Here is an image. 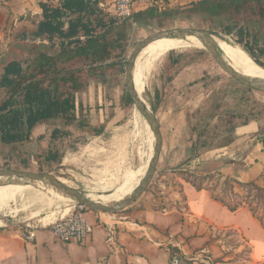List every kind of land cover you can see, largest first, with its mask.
Segmentation results:
<instances>
[{
    "label": "trees",
    "instance_id": "16d2710c",
    "mask_svg": "<svg viewBox=\"0 0 264 264\" xmlns=\"http://www.w3.org/2000/svg\"><path fill=\"white\" fill-rule=\"evenodd\" d=\"M40 7L42 18L37 26L19 34L24 54L6 62L0 79V152L9 146L24 156L21 147L41 142L45 136L35 140L33 132L38 126H46L50 130L49 143L37 157L40 168L61 161V148L72 129L94 135L105 131L109 119L92 118L91 107L85 105L82 95L91 86L96 89L99 83L110 82L125 71L129 31L135 23L150 19L166 28L177 17L190 16L199 21L201 28L207 26L211 32L235 36L237 43L264 66V0H199L187 7L169 6L164 12L147 9L125 18L103 9L98 0H47L41 1ZM252 24L258 28L252 30ZM182 57L171 58L169 68L181 64ZM231 81V90L217 92L218 100L211 108L199 112L189 130L194 137L191 144L185 135L191 152L186 163L212 148L230 145L237 128L253 122L258 124L264 144V104L254 98V89L233 77ZM132 103L126 93L120 106L126 108ZM216 120L218 126L214 125ZM219 139L224 142L219 144ZM183 171L182 178L197 189L208 190L231 211L247 207L264 226V184L244 182L219 170L208 174ZM213 179L224 184L221 193L216 185L206 184ZM169 249L171 258L193 264L178 247L171 245Z\"/></svg>",
    "mask_w": 264,
    "mask_h": 264
},
{
    "label": "rangeland",
    "instance_id": "374dc122",
    "mask_svg": "<svg viewBox=\"0 0 264 264\" xmlns=\"http://www.w3.org/2000/svg\"><path fill=\"white\" fill-rule=\"evenodd\" d=\"M145 10L147 9L137 8L135 13ZM159 12H164V10ZM175 27L201 28L199 21L190 16L177 17L166 28H162L158 21L150 19L135 23L129 31L125 71L111 78L110 82L99 83L95 91L91 90L90 93L87 92L83 95L85 105L91 107L92 118L109 119L106 129L101 135L72 129L71 136L66 139L65 146L61 148V161L51 166L45 164L43 168H40L37 157L48 148L50 134L49 128L42 127L36 131L35 136L41 134L45 138L41 142L34 141L33 144L21 147L20 150L24 152V156L14 152L0 156V169L14 168L34 172H50L86 195L94 194L93 196H97L99 194L101 197L102 195H113L131 174L137 175L141 169H144L151 153V143L153 144V153L155 145V137L149 134L145 124L146 120L134 104L132 103L126 108L120 106L121 98L127 93L125 72L128 58L144 38L154 32ZM251 28L254 30L258 28V25L252 24ZM201 29L211 33L214 41L217 39L230 40L240 46L235 36L211 32L207 26H202ZM21 30L19 29V34ZM182 34L195 38V36L187 33ZM17 46H14L12 52L14 56L19 57L24 54V51L19 46V41H17ZM149 46L150 44L142 50L133 67V80L137 91L142 61L148 53ZM175 56H183L184 61L173 66V68H169L172 66L170 60ZM220 61H227L232 66L231 69L234 73L238 72L249 81L248 77L233 67L232 62L228 59H216L201 49L195 48L170 50L154 67L145 73L146 91L144 97L149 110L156 115L164 136L162 156L160 162L156 160L155 163V166L159 163L157 173L147 191L154 194L159 192L171 194L173 190L174 192L178 191L180 178L185 176L183 170L192 171L195 174H208L217 170L214 161L210 160L211 156L215 154L214 152L206 154V158L201 163L185 162L191 154L185 141V135L191 144L194 137H191L189 130L195 125L199 112L205 113L211 108L214 102L218 100L217 92L221 94L232 89L231 76L219 67ZM262 61L264 62V58ZM188 62H190L189 65L186 64ZM182 64L183 67H181ZM252 93L254 98L264 104V92L254 90ZM155 105L157 106L156 110L154 109ZM218 124L216 120L214 125L218 126ZM35 136L34 139L36 140ZM223 142V139L218 140L219 144ZM179 166L182 169H178ZM147 170L148 168L146 172ZM143 177L141 175L129 184H133L132 182L139 184ZM216 181L213 179L206 184L209 186L216 185L217 191L221 193L224 184L222 181L219 183ZM17 182L29 185L19 184V190L8 191L0 196L4 199L15 197L1 205L0 218H8L17 222L20 229L25 227L29 230L47 228L61 218L68 217L81 205L72 197L52 186L48 181L35 182L21 178H0V185H10ZM263 184L261 181V185ZM52 187L57 193L66 196V199H62L51 192L50 188ZM237 191H240V188L237 187ZM130 195L123 193L118 197H111L107 204L111 206L130 197ZM133 204L110 214L121 216ZM83 206L85 212L92 211L88 206ZM94 212L102 216L107 215L106 213ZM261 212L264 213V210ZM215 232L223 237L227 245L232 242L233 247L239 239L237 232L232 230ZM248 253L246 247L243 252L237 254L235 259L239 261L247 259ZM242 263L246 264L243 261ZM253 264H264V261Z\"/></svg>",
    "mask_w": 264,
    "mask_h": 264
},
{
    "label": "crops",
    "instance_id": "0c3cea01",
    "mask_svg": "<svg viewBox=\"0 0 264 264\" xmlns=\"http://www.w3.org/2000/svg\"><path fill=\"white\" fill-rule=\"evenodd\" d=\"M41 1L47 0H0V79L6 62L18 57L12 49L18 47L19 29H34L41 20ZM98 1L100 7L114 14L115 0ZM197 1L173 0L170 7H187ZM91 90L95 91V87L91 86L89 93ZM42 127L45 126L34 130L33 137ZM258 130L255 122L240 126L233 143L212 148L192 163H201L206 154L214 152L210 160L217 170L261 185V181L264 183V144ZM12 152L19 155V150L6 146L0 156ZM129 182L123 183L111 196H100L99 201L109 202L111 197L131 194L138 182ZM16 189L19 190L17 183L0 185V196ZM85 215L93 225V232L83 243L62 242L49 228H35L34 239L26 240L24 234L29 228L20 229L17 222L2 218L0 264H172L171 245L178 247L193 264H207L205 256L211 257L212 264L264 261V226L260 220L247 207L231 211L208 190H199L183 178L178 191L144 192L121 216H102L94 211ZM110 228L116 231L113 241H108ZM227 230L239 236L234 247L215 232ZM246 247H251L247 259L236 260L237 254Z\"/></svg>",
    "mask_w": 264,
    "mask_h": 264
},
{
    "label": "water",
    "instance_id": "95a60500",
    "mask_svg": "<svg viewBox=\"0 0 264 264\" xmlns=\"http://www.w3.org/2000/svg\"><path fill=\"white\" fill-rule=\"evenodd\" d=\"M180 33H187V34L193 35L196 38H198L199 41L204 46H210L211 50H213L214 52L218 51V47L216 43L214 42L211 33L207 32L204 29L191 28V27H175V28L160 30L144 38L136 46V48L132 51V53L130 54L128 58L126 72H125V79H126L125 82H126L127 93L132 99V102L134 106L136 107V109L139 111V113L144 117V119L148 123L153 133V136L155 137L154 157L156 160H159V162H160L162 151H163L164 136L161 130L160 123L158 122L156 118V115L153 113V111L149 110L148 107L141 101V99L139 98L135 90V85H134V80H133V67H134V62L137 56L149 43H151L154 40H157V39L169 36V35L180 34ZM218 65L225 73H228L231 77L235 78L236 80L243 83L244 85L254 90L264 92L263 84L251 83L247 81L243 76L234 73L231 69L232 66L227 61H220ZM158 166H159V163L157 166H154V167H150L149 165L145 176L142 178L140 184L133 191L130 197L123 199L121 201H118L111 206L108 204L105 205L100 202H96L91 199H88L86 194H84L82 191L66 184L59 177H57L56 175L50 172H34V171L20 170V169H14V168H2L0 169V178H21V179H28L31 181H48L52 186L64 192L68 196L72 197L80 204H84L88 206L92 211L110 214V213L121 211L129 207L144 192H146L150 184L154 180V177L157 173Z\"/></svg>",
    "mask_w": 264,
    "mask_h": 264
},
{
    "label": "bare ground",
    "instance_id": "6f19581e",
    "mask_svg": "<svg viewBox=\"0 0 264 264\" xmlns=\"http://www.w3.org/2000/svg\"><path fill=\"white\" fill-rule=\"evenodd\" d=\"M214 42L216 43V45L218 47V51L217 52H214L213 50H211L210 46H204L199 41L198 38H196V37L195 38L187 37V36L183 35L182 33L169 35V36L154 40L151 43H149L150 46H149L148 51H147L148 53H146L147 55H146V57L143 60V63H142V66H141V70H140V73H139V80H138V87H139L138 91L139 92L135 88L139 98L148 107V109H149V106H148V103H147V101H146V99L144 97V93L146 91L145 73L148 70H150L152 67H154L159 62V60L165 54H167L170 50H182L183 48H195V49H201L202 51H205L210 56H212V57H214L216 59H221V58L228 59L230 62H232L233 67H235L237 70H239L240 72L244 73V75H246L248 77V79H249V81L251 83L263 84L264 85V67L260 66L255 61V59L245 49H243L241 46L233 43V41L231 42L230 40H224V39L218 40L217 39V41H214ZM140 53H139V55H140ZM139 55L137 56V58H136V60L134 62V65H135ZM236 73L238 75H241L238 72H236ZM145 124H146V128H147L149 134L153 135L148 123L146 122ZM155 163H156V159H155L154 153H153V144L151 143V153L149 154V156L147 158V161H146L144 169L143 170L141 169L138 172L137 175L136 174L135 175L131 174L127 178L126 182L127 181L131 182V181L135 180L136 178H138L141 175H142V177L145 176L146 169L149 167V165H150V167H154ZM124 176H125V174H124ZM141 180H142V178H141ZM141 180H140V182H141ZM17 184L29 185V184L23 183V182H17ZM50 191L55 193V194H57V196H59L60 198L66 199V196L62 195L61 193H57L54 190L53 187L50 188ZM93 195H86V196H87L88 199H91V200L96 201V202H100L99 200H100V196L101 195H99V194L97 196H93ZM13 198H15V197H8L7 199L0 198V207H1L2 204L4 205L6 202H8L9 200H11ZM100 203L107 205L108 202H100ZM101 213H103V212H101ZM2 224H3V221H2V218H0V225H2Z\"/></svg>",
    "mask_w": 264,
    "mask_h": 264
},
{
    "label": "built area",
    "instance_id": "2783aa9c",
    "mask_svg": "<svg viewBox=\"0 0 264 264\" xmlns=\"http://www.w3.org/2000/svg\"><path fill=\"white\" fill-rule=\"evenodd\" d=\"M173 0H115L113 3L114 14L120 17H131L137 8L155 9L156 11L166 10ZM81 204L78 210L72 212L68 217L61 218L54 222L49 228L55 237L65 243L68 242H85L93 232V225L86 217L85 208ZM116 231L114 228L109 229L108 241H113ZM35 237L34 230L24 234L26 240H33ZM207 264L212 263L209 256H205ZM172 264H181L178 257L171 258Z\"/></svg>",
    "mask_w": 264,
    "mask_h": 264
}]
</instances>
